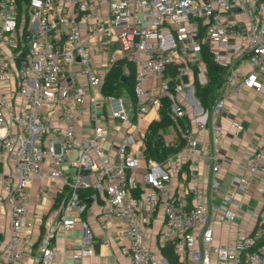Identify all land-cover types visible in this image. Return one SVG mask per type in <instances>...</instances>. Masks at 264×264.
I'll return each instance as SVG.
<instances>
[{
    "label": "built area",
    "instance_id": "built-area-1",
    "mask_svg": "<svg viewBox=\"0 0 264 264\" xmlns=\"http://www.w3.org/2000/svg\"><path fill=\"white\" fill-rule=\"evenodd\" d=\"M204 47L224 71L209 109L196 99L194 81L183 78L195 76L197 68L199 83L208 84ZM96 48L110 51L111 63H104L103 71L122 58L136 64L138 115L163 109V98H170L174 121L191 109L200 130L210 124L213 138L223 136L215 122L226 103L219 94L222 87L264 97V0H0V264H24L31 257L26 230L32 224L24 219L31 215L33 200L47 205L39 264L55 262L51 242L58 226L84 232L79 250L61 264L92 256L94 236L82 216L100 196L104 237L99 243L126 239V264H165L148 243L159 212L166 226L161 241L175 245L181 264H264V203L250 233L232 248H213L218 216L232 222L242 208L219 192L216 154L206 192L194 186L188 193L194 201L186 205L171 193L181 162L175 173L171 160L165 166L150 161L140 172V126H125L117 150L105 151L115 122H126L129 112L122 97L101 95L105 78L95 61ZM245 54L251 70L244 75L236 60ZM173 64L182 66L172 90L167 74ZM179 133L185 141L179 156H196L200 140L195 130L188 124ZM249 171L264 177V144L249 156ZM190 172L195 179L197 169L190 166ZM48 182L58 183L55 194L64 195L52 196ZM233 183L247 185L238 179ZM219 195L222 201L216 205ZM228 204L237 207L231 210Z\"/></svg>",
    "mask_w": 264,
    "mask_h": 264
},
{
    "label": "crops",
    "instance_id": "crops-1",
    "mask_svg": "<svg viewBox=\"0 0 264 264\" xmlns=\"http://www.w3.org/2000/svg\"><path fill=\"white\" fill-rule=\"evenodd\" d=\"M238 20L243 21L241 17ZM115 47L120 52L119 45ZM94 53L96 64L105 78L112 66L106 71H103L101 67L106 62L111 63L110 51L96 48ZM236 64L244 75L251 70V66L246 61V54L238 58ZM187 79L193 82L194 76H189ZM102 88L101 95L104 97L106 95L103 93ZM124 94H126V97H124ZM219 94L226 99V103L223 110L216 117L215 122L222 128L223 136L221 138H213L209 123L206 124L203 130H200L199 123L196 121V114L191 109H187L185 116L200 140L196 149V156L189 158L180 157L179 153L184 149V145L178 152L170 155L167 162L172 161L171 165H173L174 173L175 167L177 168L181 162V169L175 173L177 176L171 182V193L176 199L184 200L186 205H190L194 201V195L188 196L189 190L196 186L199 193L204 194L206 192L208 179L212 172L211 156L213 154L217 155L220 167L219 192L221 195H229L234 200L241 202L242 208L240 209L241 215L235 221L229 222L225 219H220V216H218L215 224L213 248L218 246L232 248L236 240L253 230L257 222L258 212L264 203V177L255 178L249 171V156L255 148L264 144V97L249 89H244L240 94H236L230 86L222 87ZM121 97L125 104L127 103L126 108L129 112V118L123 123L120 121L115 122V128L111 129L112 138L110 141L104 143V149L106 152H115L124 134V127L140 126V137L138 136L142 142L141 146H139L142 153L140 172L144 173L150 161L156 162L154 160L147 161L144 157V136L148 125L152 121L160 119V112L152 109L146 115H138L135 110V99L127 92H124ZM99 115L102 116L103 113ZM101 118L107 120L104 115ZM234 123H238L241 128L238 129L233 126ZM85 126H90L89 122L86 121ZM117 126H121L119 130L116 128ZM163 135L167 146L170 148L177 147L180 140H183L179 131L173 127L168 128ZM143 160L147 162V165L142 166ZM167 162L162 165L165 166ZM190 166L197 169L195 179L191 178ZM235 179L240 180L245 185L247 184L246 187L241 188L236 186L233 183ZM49 183L48 185H50L52 192H54L52 196L57 197V199L61 198L64 194H59L58 196L55 194L58 188L61 189V186L58 183ZM32 194L33 198H35V185L32 187ZM221 201L222 197L219 195L215 200V204L218 205ZM103 204V198L101 196L98 197L97 200L89 203L86 213L82 216L94 236V242L91 244L94 253L92 256L80 261L79 264L127 263L128 257L123 250V246L128 244L126 239L103 246L99 243L104 237L99 225V216ZM46 207L47 205L33 200L31 215L24 219L25 224L27 222L32 224V228L26 230L29 234L26 251H31L32 255L31 257L27 256L24 264H39L42 250L41 240L47 233ZM236 207V204H228V208L231 210L236 209ZM71 215L74 217L78 216L76 212H72ZM165 229L164 217L159 212L156 214L154 222L148 230V243L159 255H161L160 246L164 245L161 241V233ZM83 233L80 227H75L65 232L62 226H58L51 242L52 247L56 251L55 262L53 264H61L66 258L69 259V256L79 250L82 245Z\"/></svg>",
    "mask_w": 264,
    "mask_h": 264
},
{
    "label": "trees",
    "instance_id": "trees-1",
    "mask_svg": "<svg viewBox=\"0 0 264 264\" xmlns=\"http://www.w3.org/2000/svg\"><path fill=\"white\" fill-rule=\"evenodd\" d=\"M202 58L205 63V70L209 81L207 85L202 86L197 79L198 70L196 68L193 85L196 99L204 109H209L214 103V93L216 89L220 88L223 83L224 71L214 63L207 47H204L202 51ZM181 66L182 64H173L168 70L167 75L172 79L170 81L172 90L175 87L177 81L176 76ZM136 73L137 66L133 61L127 58L115 61L105 77L102 88L103 93L105 95L121 97L124 92H127L134 98ZM123 76H125V80L122 79ZM183 78L187 81L186 76ZM172 102L173 99L163 98L164 108L159 110L160 119L152 121L147 127L144 136V157L147 161L154 160L163 164L167 162L170 155L178 152L185 145L184 140H180L177 147L170 148L167 146L164 139L163 134L168 128L173 127L179 131V127H184L189 124L185 115L177 121L171 118L169 108ZM89 192L91 193V190ZM160 253L168 264H181L179 257L175 253V245L173 243L169 242L165 245H161Z\"/></svg>",
    "mask_w": 264,
    "mask_h": 264
},
{
    "label": "rangeland",
    "instance_id": "rangeland-1",
    "mask_svg": "<svg viewBox=\"0 0 264 264\" xmlns=\"http://www.w3.org/2000/svg\"><path fill=\"white\" fill-rule=\"evenodd\" d=\"M191 85H192V87H193V84H191ZM124 97H126V94H124ZM125 105L127 106V103H126ZM98 112H99V114H101V113H102V110L100 109ZM143 165H147V162H146L145 160H143V162H142V166H143ZM142 166H141V167H142Z\"/></svg>",
    "mask_w": 264,
    "mask_h": 264
},
{
    "label": "water",
    "instance_id": "water-1",
    "mask_svg": "<svg viewBox=\"0 0 264 264\" xmlns=\"http://www.w3.org/2000/svg\"><path fill=\"white\" fill-rule=\"evenodd\" d=\"M235 11H237V12H238L239 10H238V9H236ZM122 79H123V80H125V76H123V78H122ZM165 264H168V263H167V261L165 262Z\"/></svg>",
    "mask_w": 264,
    "mask_h": 264
}]
</instances>
